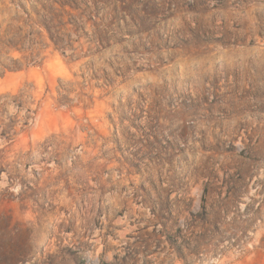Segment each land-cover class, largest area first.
<instances>
[{
  "label": "rangeland",
  "instance_id": "obj_1",
  "mask_svg": "<svg viewBox=\"0 0 264 264\" xmlns=\"http://www.w3.org/2000/svg\"><path fill=\"white\" fill-rule=\"evenodd\" d=\"M0 264H264V0H0Z\"/></svg>",
  "mask_w": 264,
  "mask_h": 264
}]
</instances>
